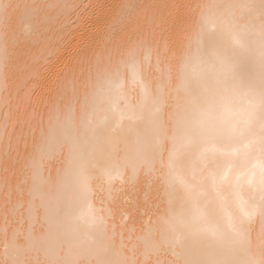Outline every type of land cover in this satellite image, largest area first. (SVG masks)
<instances>
[{"label": "bare ground", "instance_id": "6f19581e", "mask_svg": "<svg viewBox=\"0 0 264 264\" xmlns=\"http://www.w3.org/2000/svg\"><path fill=\"white\" fill-rule=\"evenodd\" d=\"M0 264H264V0H0Z\"/></svg>", "mask_w": 264, "mask_h": 264}]
</instances>
